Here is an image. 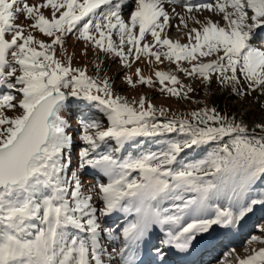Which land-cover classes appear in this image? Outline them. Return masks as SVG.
Returning <instances> with one entry per match:
<instances>
[{
    "label": "snow or ice",
    "instance_id": "1",
    "mask_svg": "<svg viewBox=\"0 0 264 264\" xmlns=\"http://www.w3.org/2000/svg\"><path fill=\"white\" fill-rule=\"evenodd\" d=\"M173 27L187 29L186 42L171 38ZM260 31L264 0H0V264H138L153 225L168 226L162 244L186 252L214 226L234 229L264 207V193L253 195L264 180V119L249 132L243 120L205 106L160 120L166 109L146 95L129 102L101 75L118 60L127 86L177 101L194 91L181 74L264 98V46L253 44ZM71 36L82 42V59L95 54V74L74 66ZM166 61L174 69L156 67ZM70 98L101 114L78 122L82 147ZM138 137H162L163 148L118 157ZM208 146L203 159H180ZM87 169L107 182L86 186ZM114 213L133 217L119 234L103 225ZM246 245L243 255L229 253L235 264H264V225Z\"/></svg>",
    "mask_w": 264,
    "mask_h": 264
},
{
    "label": "rangeland",
    "instance_id": "2",
    "mask_svg": "<svg viewBox=\"0 0 264 264\" xmlns=\"http://www.w3.org/2000/svg\"><path fill=\"white\" fill-rule=\"evenodd\" d=\"M33 2H35V0H33ZM186 2L199 3L201 2V0H186ZM179 10L180 9L178 8L177 11ZM203 15L208 16L210 14L205 12L203 13ZM177 23L178 21L174 18L173 25ZM192 26L195 25L189 22V27ZM186 32L187 29L173 27L170 32V36L172 39H179L183 43L186 42ZM259 34L260 32L258 33V38L253 39V44L255 46H264V36H261ZM81 47L82 42L80 44L75 43L74 36L68 38V52L70 54L75 53L74 66H83L87 64L89 65V74H95L94 69L90 66V62H94L96 60L95 54H90L88 57L82 59L79 55ZM100 59H103V56H101ZM139 66L144 69L145 75L150 74V67H145V65L143 64ZM156 67H159L160 69L165 71H171L172 69H174V65H169L167 61L163 65H156ZM126 71L128 70L121 68L118 60L116 62H112L111 60H109L102 65L101 75L108 76L110 82L114 85L115 93L126 97L129 102H131L133 99L138 98L140 95H146L157 108L166 109V116L159 117L160 120L170 118L173 115L187 116L190 112L205 106L216 107L222 114L229 115L230 117H235L237 120H243L248 125L249 132L252 131V128L256 123L260 122L261 119H264V109H261L259 106L260 104L264 103V98L258 99L256 96L249 97L248 99L235 97L230 95L228 90L220 87L217 83H213V85L209 88L208 86L201 84L197 80L184 78L181 74L183 82L193 86L194 91L190 94V100L177 101V99L174 97L169 98L168 96L160 93L158 90H150L146 86H137V88L135 89L127 86L124 83L123 75ZM128 74L131 75V72H128ZM66 106L67 116L71 118L72 122L71 132L74 136L75 142L82 147L83 144L78 139L80 132L78 122L85 116H95L97 119H100L101 114H99L94 107L88 105L86 102L77 101L74 98H70V101L66 104ZM173 135L174 134H169L168 138H171ZM163 139L164 138L162 137H138L136 138L135 142L126 145L119 153H117V155L120 158H127L128 156L136 155L141 152H158L163 148ZM114 146L115 142L110 141L108 142V145L102 147L101 151H107L109 150V148ZM211 150L212 148L210 146L203 149L195 148L194 150L190 151L186 150V152L181 155L180 159L185 163L195 162L197 160L205 158L208 152ZM78 151V148L72 151V159L74 164L77 161ZM81 179L86 186L95 182H107L106 177H103L102 174L93 169H87L85 172H83L81 174ZM261 192L264 193V180H259L253 188V195L256 198H259L256 194ZM169 205L170 202H165L163 206ZM256 209L259 210L260 206L257 205L255 210ZM249 216L250 214L248 215V217ZM132 218V216L124 213H114L104 219L103 225L104 227L115 230L117 234H119V230L122 229L126 222ZM257 218L259 219L257 220ZM251 224L252 230L247 235H244L246 237V240H240L241 242L238 241V243L232 244V247L230 246V248H232L231 252L234 249L236 254H245V247L247 246L246 241L252 235H259L260 227L261 225H264V210L262 214L258 215L256 219L252 220ZM160 245L161 243H159V240L156 239V244L152 245L151 249H157V247H160ZM261 246L262 245L259 244H253L248 247L259 248ZM139 255L140 254L138 251V256ZM223 258L224 254H221L220 252L218 253V256L212 257V259L216 261L215 264H224L226 260L228 261V264H232V262L235 263L234 257L232 255H229L228 259L224 258V261Z\"/></svg>",
    "mask_w": 264,
    "mask_h": 264
},
{
    "label": "bare ground",
    "instance_id": "3",
    "mask_svg": "<svg viewBox=\"0 0 264 264\" xmlns=\"http://www.w3.org/2000/svg\"><path fill=\"white\" fill-rule=\"evenodd\" d=\"M261 36H264V31H260ZM263 208V209H262ZM264 207L260 206L259 210H254L249 217H247L241 224H239L234 229H224L219 226H214V230L211 231L209 235L206 236L205 239H202L200 242L196 243L194 247H192L195 250V255L192 257L193 264H215V260L212 259V257L218 256L217 249H219V252L224 254V258L229 257V253L231 252L230 246H224V240L227 239L228 233L232 232H239L247 235L252 230V220L256 219V217L263 213ZM257 213V214H256ZM255 214V217H254ZM251 217V218H250ZM254 217V218H253ZM259 218H257L258 220ZM256 221V220H255ZM167 227L165 226V231H161L160 227L158 225H153L148 236L146 237L145 241L141 244L139 248V257H138V264L140 263H147L150 264L152 254L154 258L160 260L162 256L158 255V251L162 252L165 248L164 244H162V240L166 238V231ZM239 233V234H240ZM240 234V235H242ZM242 235V236H244ZM156 239L159 240V243H161L160 247H157V249H151L152 245L156 244ZM246 237H242L241 241H245ZM240 241V242H241ZM234 243H238L237 241ZM232 247V246H231ZM236 247V246H234ZM233 247V248H234ZM173 248V247H171ZM175 250V248H173ZM147 250H149V253H147ZM166 251V250H164ZM152 253V254H150ZM223 258V261H224ZM232 264H235L232 262Z\"/></svg>",
    "mask_w": 264,
    "mask_h": 264
},
{
    "label": "water",
    "instance_id": "4",
    "mask_svg": "<svg viewBox=\"0 0 264 264\" xmlns=\"http://www.w3.org/2000/svg\"><path fill=\"white\" fill-rule=\"evenodd\" d=\"M66 103H68V101H66Z\"/></svg>",
    "mask_w": 264,
    "mask_h": 264
}]
</instances>
